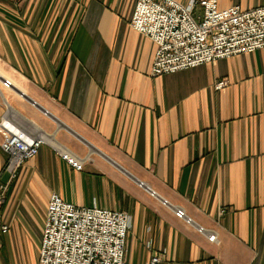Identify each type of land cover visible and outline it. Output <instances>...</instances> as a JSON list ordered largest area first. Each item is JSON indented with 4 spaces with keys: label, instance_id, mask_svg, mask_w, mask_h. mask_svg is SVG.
<instances>
[{
    "label": "crops",
    "instance_id": "crops-1",
    "mask_svg": "<svg viewBox=\"0 0 264 264\" xmlns=\"http://www.w3.org/2000/svg\"><path fill=\"white\" fill-rule=\"evenodd\" d=\"M136 1L0 0V119L45 138L11 178L0 134V264H37L52 192L126 211L131 264H264V49L153 77Z\"/></svg>",
    "mask_w": 264,
    "mask_h": 264
},
{
    "label": "built area",
    "instance_id": "built-area-1",
    "mask_svg": "<svg viewBox=\"0 0 264 264\" xmlns=\"http://www.w3.org/2000/svg\"><path fill=\"white\" fill-rule=\"evenodd\" d=\"M130 26L156 44L149 73L153 77L264 49V3L222 7L219 0H137ZM2 84L10 87L12 81L3 78ZM227 85L223 78L214 87L220 90ZM0 134L1 149L8 155L3 171L13 178L19 167L37 155L45 138L8 112L0 119ZM68 160L76 168L82 167L73 157ZM225 212L226 207L219 209V215ZM175 215L191 223L182 208L176 209ZM129 227L126 211L78 206L52 192L37 264H131L126 259ZM7 229L8 225H3V231ZM198 230L209 240H217L215 230ZM160 261V255H152L147 264Z\"/></svg>",
    "mask_w": 264,
    "mask_h": 264
},
{
    "label": "water",
    "instance_id": "water-1",
    "mask_svg": "<svg viewBox=\"0 0 264 264\" xmlns=\"http://www.w3.org/2000/svg\"><path fill=\"white\" fill-rule=\"evenodd\" d=\"M21 93V95L23 97H25L27 100H29L30 102H32L34 105H36L37 107H39L41 110H43L45 113H49L47 109H45L43 106H41L40 104H38L35 100H33L31 97H29L28 95H26L24 92L22 91H19ZM50 114V113H49ZM51 116H53L52 114H50ZM53 118H55L56 120H59L57 119L55 116H53ZM72 131V129H70ZM74 134L77 135V133H75L74 131H72ZM79 136V135H77ZM116 164V163H115ZM118 167L120 165H117ZM121 170H123L124 172H126L127 174H129L130 176H132L130 173H128L125 169H123L121 166L119 167ZM134 179H136L135 177H133ZM139 183H141L142 185H144V183L142 181H139L138 179H136ZM147 187V186H146ZM149 189V187H147ZM151 190V189H149ZM164 200L165 203H167V201L165 199H162Z\"/></svg>",
    "mask_w": 264,
    "mask_h": 264
},
{
    "label": "rangeland",
    "instance_id": "rangeland-1",
    "mask_svg": "<svg viewBox=\"0 0 264 264\" xmlns=\"http://www.w3.org/2000/svg\"><path fill=\"white\" fill-rule=\"evenodd\" d=\"M229 1H231V0H221V4H224V2L226 3ZM41 236H42V232H41ZM29 264H33L31 260L29 261Z\"/></svg>",
    "mask_w": 264,
    "mask_h": 264
}]
</instances>
